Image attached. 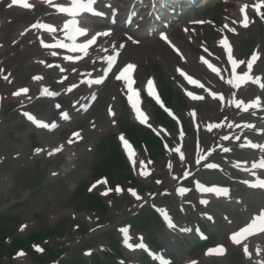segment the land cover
<instances>
[{"label": "rangeland", "instance_id": "1", "mask_svg": "<svg viewBox=\"0 0 264 264\" xmlns=\"http://www.w3.org/2000/svg\"><path fill=\"white\" fill-rule=\"evenodd\" d=\"M51 12L53 13L50 6L45 2L32 4L28 8H17L10 0H0V93L3 97V110L0 115V213L9 210L21 216L23 224L18 230V234L21 236H27L36 230L54 227L59 221L65 219L74 224L76 223V225L82 224L89 227L91 229V238L109 230L115 237L123 240L121 229L131 230L127 226V223L124 222V219L128 215L136 214L140 208L152 204V202L163 195H167L168 198L167 200H163L161 205L166 206L169 202L174 204L175 187L185 181L188 174L200 173L208 168L202 167L203 169L200 170L197 168L199 157L197 155L194 157L193 154L196 151L194 142L197 136L194 133L195 135H189L190 137H187L186 141L184 140L185 148L181 155L186 153V155L188 154V158L179 157L180 153L175 152L173 149L171 153L164 151L163 155L155 159L154 162L147 151L139 148V154L136 155V159L132 160L130 164L131 166L135 165V175L145 188L133 189L129 184L122 183V190L117 191V188H120V186H117V182L121 180V178H118L117 172L114 175L115 186L117 187L113 185L109 187L104 179L95 182L93 179V167L101 159L103 160L104 155L110 149L108 145L98 155L97 144L99 140L105 135L115 133L118 135L121 145V137H125L120 134L116 124L118 118L127 114L121 100L118 99V96H121V87L115 81H111L105 90L103 86L96 89L87 88L82 83L83 85L79 88L81 90L72 91V95L65 92L69 86L81 80L77 71L84 68L87 69L86 71L90 70L98 75L99 70L101 71L105 62L99 66V64L93 61L95 53H97V50H101L102 46H98L93 52V56H90L83 65L74 66L73 62L65 59L54 61L57 64L58 62L62 63L65 70L70 73L66 83H61L60 78L62 74H60L58 66L48 70L47 66L43 64L46 58L53 59V55L40 48L38 45V38L40 36L35 37L34 34L26 35L28 30H34L35 25L39 21H60L59 17L53 18V14L50 16ZM234 12L237 13L236 4L232 3L227 5V7L224 5V10L220 14V23L216 24V27L229 24L234 31L230 33V36H233L237 42L238 39L235 37L237 15L234 16ZM126 13L127 10L125 9L123 15ZM226 15H228L227 18ZM190 18L211 19L205 14L200 17L197 13H194L193 16L190 14L189 18H185V20L189 21ZM124 24L125 21H119L116 25L117 29L120 30V26ZM210 25L203 26L202 28L195 27L191 38H189L188 34L183 33L180 26H176L170 30L175 44L185 54V58L176 56L169 47L156 41V39L139 41L135 40L134 37L130 39L126 36L123 44L125 49L120 57L122 56L123 61L138 63L141 78L143 76L146 78L148 75H156L155 71H159L163 79L171 81L178 92H182L181 87L183 85L182 79L177 74V70L180 67L190 70L200 78L205 79L208 83L217 86L220 77L218 76L215 79L208 77L205 74V69L202 71L203 67L199 62L200 54H202L200 46L205 41L208 33L212 37V29L210 30L212 26ZM132 34L131 36H133ZM250 36L248 35L247 38ZM220 37V34L215 35L217 39H220ZM214 43L218 44L217 42ZM210 44L212 47L213 43L211 42ZM254 44L255 42L251 45L253 46ZM252 50L251 47H247L239 56L245 65H248L252 60L250 57ZM173 57H176V62L172 60ZM47 76L50 80H48ZM36 77H39L42 83L44 82L43 85L51 86L55 90L54 92L60 93L61 96L48 99L40 97L38 94L37 97L30 95L29 98L19 99V96L29 95L22 93L20 90L24 88H29L32 91L35 90L36 86H32V82ZM38 88H41V86ZM17 92L20 94L14 95ZM89 92H96L100 96V100L91 111L82 112V109L79 111V108L73 107L74 101L86 99ZM59 102H62L64 106L63 110L71 114V119L67 122H61L62 124L60 123L59 127L55 130L45 127L41 129L25 118V113L31 112L36 118L48 121L47 124L56 121L60 122L63 119L59 112L54 109L55 104ZM195 105L197 106L194 102H189L187 110L193 108ZM217 107L223 109L221 102ZM224 108L223 110H229L231 104L227 102ZM76 110H78V113L75 112ZM110 110L114 112L113 116L109 114ZM203 113L200 121L205 123L208 120V116L203 115ZM233 115L234 117H238V114L233 113ZM204 125L202 124V126ZM228 127L225 126L224 128L228 129ZM240 129L242 128L239 126L235 128L232 125L231 131L237 132ZM77 132L80 133V136L74 137L73 133ZM203 135L205 137L208 136L206 144H202L204 150L202 156L207 159L205 164L207 162L218 161L221 157L225 162V166L230 167L233 163V157L237 158L234 150H241L240 143L236 141V137H231L233 140L225 144L222 141L224 137L221 136L219 137L220 142H217V145H213L211 134ZM69 140L73 142L68 143ZM180 140L178 136H175L172 146L179 145ZM61 146V151H55ZM226 149L229 150L226 151ZM243 154L246 155L248 153L243 152ZM137 158L138 162L139 158L147 162V169L150 170V174L139 175V165L135 164ZM205 174L201 175L200 179ZM212 174L214 175L211 176L212 178H222L224 181L228 180L229 183L231 182L230 189L232 190L238 186L236 178L232 181L231 178L227 177L229 175L228 172H212ZM44 177L45 180L39 190L35 185H30V183H33V179L38 178L41 183ZM203 181L208 184L215 180H209L211 182L208 180V182ZM36 182L39 184L38 181ZM82 182L88 183L91 192L100 195L109 205L110 213L102 219L98 218L93 212L81 210L79 208L81 201L73 198L78 185ZM29 187H34L33 191L29 190ZM146 189L148 192L144 195L143 192ZM133 192L135 195H133ZM14 197H20V199ZM192 199L196 200V197ZM246 199L251 201L248 196H246ZM218 205L216 202L209 212L217 215L214 208ZM251 205L257 212L262 211V209H259L260 207L263 206L264 208V202L262 205L255 202ZM250 211L255 210L250 209ZM176 214V219L183 228L187 229V227H191L194 230L197 228L194 222L198 216L195 213H190L189 217L188 213L186 214L184 211L177 212ZM217 218L220 220L219 217ZM234 223L237 225L235 224L236 226H232L231 229L225 223L221 224L223 231L227 229L226 235L224 233L221 234L223 235L221 239L227 241V244H225L226 249L222 254L213 256L207 255V252L217 247L216 245L220 244L218 241H215L216 243L214 242L215 244H211L210 246L195 248V240L193 243L188 241L185 245L183 241L187 236H184L183 233L174 234L167 228L162 231L157 225L152 230L145 232L134 230L132 232L137 241L141 239L151 242V239L159 240V243L165 248H162L160 252L176 255L177 262H174V264H190L193 261L196 264H246L245 249H248V245L244 244L237 247L229 241V238L232 232L248 223L247 218L244 215ZM210 230L214 231L212 227ZM230 231L232 232L230 233ZM195 237L194 234H191L190 240L195 239ZM70 239L65 241V238H56V242L65 244L64 246L66 247L76 246L83 242V239L77 235H71ZM105 241V238L95 239L94 248L82 251L83 255L90 257L92 251H103ZM260 241L264 244V239L261 236L255 238L251 244L257 245ZM129 255L133 259L141 257L139 253ZM170 256L172 257V255ZM19 257H22V260ZM15 262L16 264H36L27 253L17 255Z\"/></svg>", "mask_w": 264, "mask_h": 264}, {"label": "snow or ice", "instance_id": "2", "mask_svg": "<svg viewBox=\"0 0 264 264\" xmlns=\"http://www.w3.org/2000/svg\"><path fill=\"white\" fill-rule=\"evenodd\" d=\"M49 2H51V0H49ZM95 2H96V0H71V7H63V6L58 7V11H59V12L64 13V14H66V15H68V16L73 17V19L68 20L67 23L64 25V29H65V31L68 32V34H69V39H71V40H73V41H75V39H76V36H75V35H72L70 30H75L76 33H77L78 35H81V36L87 34V33H86V29L79 28V21H78L77 19H75V18H76V17H79V16H80L83 12H85V11L90 12V13L93 14V15H100V13H97V12L95 11L94 7H93V5L95 4ZM13 3H14V4H16V3H22L23 7H25V8L31 7V5L28 4V3H26V2H24V0H13ZM261 6H264V3L256 5L257 11H259V8H260ZM245 7H247V5H245ZM246 25H247V17H245V26H246ZM35 26H36V27H44V28L48 29L49 31H54V29L51 28V27H50L49 25H47V24H45V25H39V24H38V25H35ZM109 35H110V32H108V31H105V32H103V33H97L96 36H93L91 39H89V40L87 41V43L80 44V45H77V44L73 43V44L71 45L72 50L75 51V50L79 49L80 51H85V50H87V49L89 48L90 45H93V44L96 43V39H97L98 36H104V37H107V36H109ZM163 38H164V39H167L166 36H163ZM224 43H225V45H227L228 42L225 40ZM57 46H58V47H69V45H66V44H59V45H57ZM228 54H229V59H230L231 63L233 64V67H235L237 62H236L235 60H232V59H231V48H230V47L228 48ZM114 59H115V57H110V58H109V63H112V61H113ZM255 59H256V57L253 56V60H255ZM241 63H243V62H241ZM135 67H136V66H135L134 64L129 63L126 67L123 68V71L120 73V75L117 76V79H123V80H125V81L128 83L129 90H131V85H132V83H133V81H132V77H131V73L133 72V70L135 69ZM251 68H252V63L249 62V63H248V69L251 70ZM35 79H40V78H39V77H36ZM236 80H237V81H248V80H253V82H256V79H254L253 77H251V76H250L249 74H247V73H246L245 75H243V76H237V77H236ZM95 82H96V83H101L100 80H96ZM192 82L195 83V81H192ZM230 83H231V81H230ZM149 84H151V81H149ZM261 86L264 87V85H261ZM20 91L26 93V92H28V89L25 88V89H22V90H20ZM44 91H45V93L48 94V95H54V93L48 92L47 89H45ZM19 94H20L19 92L14 93V95H19ZM130 99H131V98H130ZM194 99H200V97H194ZM255 104H256V105L259 104V99L256 100ZM238 106H239V105H238ZM252 106H255V105H248L247 107H252ZM133 107L135 108L136 105L133 104ZM137 111L139 112V109H137ZM63 115H64V118H65V119H68V115H67V113H64ZM139 115H140V117H141L142 119L145 118L143 113H139ZM28 118H29L30 120H33V121H34L35 123H37L38 126H40V127H45V128H49V127H50V128H55V127H56L55 124L48 125V124H45V123H43V122L36 121L35 118H34L33 116H31V115H29ZM73 135L79 137V136H80V133H79V132H77V133H73ZM121 139L123 140V137H121ZM72 142H73L72 140H69V141H68V143H72ZM125 144H127V141H125ZM249 146H251V147H261V148H264V146H260V145H249ZM61 150H62V146L59 147V148H57L55 151H61ZM227 150H228V149H226V151H227ZM141 163H142V162H141ZM210 167H214V166L210 165ZM253 167L264 168V158H262L258 163H255V164L253 165ZM246 183H247V181H246ZM252 186H260V187H264V181H260L259 185H252ZM204 190H205L206 192H214V193H217V194H219V193H223V194H225V195H226V194L228 193V191H229V190L226 189V188H219V187L205 188ZM117 191H120V189L117 188ZM133 195H135L134 192H133ZM257 220L261 221V224H262V228H261V230H264V210H262L261 213H260L258 216H256V217L252 220L251 224H249L248 226L242 228L240 231L234 233V234L231 236V239H232L235 243H240V238H241L242 236H244L245 234H247V233H249V232L252 231V228H253V226L256 224V221H257ZM169 226H174V225H172L171 221H169ZM121 231H122L123 233H125V242H127V241L130 239V237L127 235L128 230H127V229H121ZM129 247H132V245L129 244ZM138 247L143 248V247H144V244H143V243H140V244L138 245ZM40 251H42V249H40ZM224 251H225V250H224L223 247L221 246V247H219L218 249L210 250V253H209V254H211L212 252L223 253ZM245 251H247V249H245ZM18 255H24V253L21 252V253H18ZM192 264H196V262L193 261Z\"/></svg>", "mask_w": 264, "mask_h": 264}, {"label": "trees", "instance_id": "3", "mask_svg": "<svg viewBox=\"0 0 264 264\" xmlns=\"http://www.w3.org/2000/svg\"><path fill=\"white\" fill-rule=\"evenodd\" d=\"M170 95V91L166 92ZM124 128L128 130L132 138L134 139L135 142H141L142 140H145L148 145L153 146V147H160V141L154 137L150 131H147L145 129L139 128L137 126H134L132 123L129 121L125 122L123 124ZM152 148V147H151ZM120 168L122 172H126L127 170V165L125 162V159L123 158V155L119 151L117 145L115 142L112 143V150L109 158L105 160L104 162L101 163V166H99V173L104 174L105 172H110L113 168ZM131 175V173H129ZM89 204L92 206H96V208H101L104 209V204H102L97 198L91 197L89 198ZM5 225L0 224V234H3V229L2 226ZM19 246V245H18ZM16 248V245H13L10 248H7L3 240H0V264L2 263V259L6 256H10ZM61 251L57 249H50L48 250L47 258L46 259H55L57 256H59ZM69 261V260H68ZM62 264H89L86 260L82 258H77L73 259L69 262H64ZM91 264H102L101 260L99 257H95L94 260L92 261ZM106 264H117L116 260H113L111 256L107 258Z\"/></svg>", "mask_w": 264, "mask_h": 264}, {"label": "bare ground", "instance_id": "4", "mask_svg": "<svg viewBox=\"0 0 264 264\" xmlns=\"http://www.w3.org/2000/svg\"><path fill=\"white\" fill-rule=\"evenodd\" d=\"M28 3V2H27ZM240 8H242V5H240ZM244 10V9H243ZM107 25H110V23H106ZM103 32H105V31H102L101 33H103ZM110 32V35H112L111 33V31H109ZM34 34V36L35 37H37L38 35H40V31H39V29L38 30H33V31H30V30H28L27 31V34L26 35H33ZM25 35V36H26ZM108 39H111V37L110 36H108L107 38H105V37H103V36H99L98 37V39L97 40H99L100 42L102 41V43H104L106 46V48H109L110 50H109V52L110 51H114V50H117L118 48H119V42H124L123 41V39H118L117 41H111V42H108ZM98 58V60H100L101 58H102V56H98L97 57ZM172 60L174 61V62H176V57H173L172 58ZM81 74V73H80ZM90 75V79L89 80H91V81H93L92 79H93V75H94V73L92 72V73H90L89 74ZM89 75H87V77H86V79L89 77ZM38 81V82H37ZM44 83V82H43ZM43 83L41 82V80H39V79H33V82H32V86H36L35 87V90L34 91H32L31 89L29 90V92H28V96L27 95H25V96H19V99H26V98H29V96L31 95V96H33V97H36L37 96V94H41V93H44V94H46L45 93V88L47 87V86H45V85H43ZM41 86V88H38V87H40ZM48 92H49V90H48ZM51 92V91H50ZM52 93V92H51ZM57 95V94H56ZM42 96V95H41ZM55 95H49V96H45V97H54Z\"/></svg>", "mask_w": 264, "mask_h": 264}]
</instances>
